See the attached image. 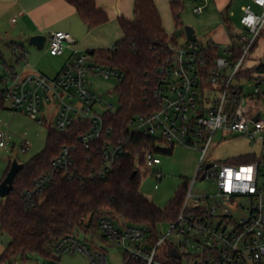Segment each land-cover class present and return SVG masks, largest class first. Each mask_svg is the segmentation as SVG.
Returning a JSON list of instances; mask_svg holds the SVG:
<instances>
[{"label":"built area","instance_id":"built-area-1","mask_svg":"<svg viewBox=\"0 0 264 264\" xmlns=\"http://www.w3.org/2000/svg\"><path fill=\"white\" fill-rule=\"evenodd\" d=\"M252 1L242 8L240 22L244 30L237 34L238 40L228 45L214 62L208 63L199 40L186 39L170 44L171 55L157 67L156 106L148 113L138 114L130 123L131 129L168 144L196 148L201 152L200 162L177 217L168 221L164 234L157 226L156 241L145 227L127 225L110 216L99 220L101 236L125 246L123 264H264V153L252 154L254 158L248 162L206 161L218 130L247 134L262 143L264 152V74L248 78L254 81V88L247 95L237 77L247 68V58L264 30V0ZM253 5L260 9L257 11ZM203 9L204 5H198L194 12L202 13ZM234 46L241 48L236 60L231 58ZM67 48L72 49V56L55 77L23 69L5 70L0 73V89L10 108H24L39 123L47 122L45 110L54 103L55 129L59 131L76 120L91 121L92 128L81 135L80 141L88 149L96 145L104 166L97 174L104 175L123 148L103 139L112 131L111 126H105L103 116L112 104L97 111V102L103 103L104 99L89 87L88 77L93 74L114 78L119 83L124 74L119 68L94 61L88 52H80L70 32H52L49 53L61 55ZM8 144L9 136L0 130V148H8ZM30 144L28 139L24 140L21 151H30ZM75 150V145H65L51 167L26 190L24 199L28 207L35 204L37 196L58 175L70 178L76 173ZM144 162L147 168H155L158 179L162 177V171L156 168L161 163L158 152L148 149ZM203 174L204 179L211 178L217 184L214 193H193L195 180ZM241 197L248 198V206L241 204ZM232 206L243 208L244 215L236 217ZM80 234L73 232L62 237L56 244V253L81 251L88 255L90 264H108L106 253L102 249L94 251L87 237L82 240Z\"/></svg>","mask_w":264,"mask_h":264},{"label":"trees","instance_id":"trees-1","mask_svg":"<svg viewBox=\"0 0 264 264\" xmlns=\"http://www.w3.org/2000/svg\"><path fill=\"white\" fill-rule=\"evenodd\" d=\"M67 1L76 8L88 29L109 21V15L97 6L96 0ZM182 8L180 2H171L177 28L185 35L184 25L180 21ZM118 21L123 37L111 47L93 48L87 52L94 61L119 68L124 74L114 88L118 95V108L108 109L103 114L105 126L112 127L111 133L103 139L121 146L123 153L113 161L104 175L97 174L104 166L96 145L88 149L80 141L81 135L90 130L93 123L76 120L64 131L50 126L46 148L28 162L22 163L23 167L14 179L13 189L0 201V229L11 238L0 255V262L12 264L17 256L25 258L27 253H39L55 262L60 255L56 253L55 247L62 237L83 232L94 238L98 222L103 216H110L127 225L145 227L150 238L156 241L158 224L175 219L181 209L189 181L183 183L165 207L158 206L140 189L142 173L152 170L145 166L144 153L148 149L172 153L174 144L134 131L130 125L138 114L148 113L156 106L154 92L159 83L157 67L171 55L170 44L176 45L178 38L164 28L154 0H135L134 19L119 16ZM6 47L14 55L16 64L25 60L27 52L21 43H7ZM202 50L206 53L208 63L221 55L219 46L213 42L202 44ZM231 50V58L236 60L241 48L234 46ZM0 62L6 70H17L6 61L1 48ZM256 73H264V63L242 69L237 77L250 78ZM6 104L0 89V108L6 107ZM160 143L165 147L159 148ZM65 145L76 146V173L70 178L58 175L53 184L37 196L35 204L28 207L24 193L51 167L52 161ZM253 158L254 155L247 154L232 161L248 162ZM142 168H145V172Z\"/></svg>","mask_w":264,"mask_h":264},{"label":"rangeland","instance_id":"rangeland-1","mask_svg":"<svg viewBox=\"0 0 264 264\" xmlns=\"http://www.w3.org/2000/svg\"><path fill=\"white\" fill-rule=\"evenodd\" d=\"M242 3L243 0H233L231 6L233 11V14H231L232 28L228 26L223 27L220 22L208 28L202 23L199 24L200 15L189 9L188 15L185 14L184 17H187L190 21H194L196 25L199 24V26H197L198 28H196V33L199 42L202 44L207 43L214 31L220 30L221 35L218 36L215 42L219 44H217L219 46V53L222 54L226 48L223 43L226 41V38L229 37V40L236 41L238 40L237 34L244 30L240 22ZM256 10L258 11V8H256ZM188 20L185 25L188 24ZM188 25L194 26L192 22ZM172 31L177 36L179 42L185 41L184 34H182L180 29L175 28ZM20 43L27 52L25 60L20 64H16L11 51L0 43V48L9 64L14 65L17 70L24 68L27 62L28 67L32 69L36 67L40 68V65H44L47 68L45 71L46 74L54 76L57 73L58 66L55 64L54 55L49 53L48 46L39 49L36 45L29 43V41ZM66 51L70 53L69 49H66L65 52ZM80 52H87V50H80ZM252 54L253 52L249 54L246 63L252 61ZM262 61L264 62V57ZM5 70L6 69L0 62V73L3 74ZM88 78L89 87L95 91L100 98L104 99L103 103L97 102L95 106L97 111L102 112V110L106 109L108 103L112 104V110H116L119 106L118 95L114 90L117 81L114 78L106 79L102 76L93 74H90ZM238 80L243 86V93L245 95L253 92L254 81L244 77ZM1 86L2 84L0 83V87ZM262 88L264 89V83L262 84ZM50 105L51 106L47 107L45 110V114L48 115L46 123H39V121L28 114L24 108L16 110L10 108L8 105L4 108H0V130L4 131L9 136L8 148H0V181L4 179L11 161L17 160L21 164L26 163L33 156L41 153L46 148L50 126L55 128L56 106L54 103ZM26 139L30 141L32 148L28 152H22L21 146ZM159 145L162 148L165 147V145ZM254 153L258 156L264 153L262 150V143L259 140L250 138L247 134H237L232 131L218 130L214 135L213 142L206 156V161L227 162L239 156ZM159 155L161 157V163L158 164L156 168L162 171V177L160 179L157 178L155 168H152V170H149L147 173H142L140 189L144 195L153 200L158 206L165 207L175 197L185 181H190L191 183L194 180L200 162L201 152L190 146L175 144L172 153L160 152ZM142 170L145 172V168H142ZM156 184L158 188L155 187ZM192 190L193 193H214L217 190V184L211 178L200 179V177H198L193 184ZM2 199L3 197L0 196V201ZM240 200L242 205H249L247 197H241ZM231 210H233L236 217H241L245 213L243 208L237 209L234 206H232ZM158 229L161 233H166L168 222L160 223ZM80 235L82 240L88 237L86 240H88L89 246L94 251L102 249L106 253L108 264L124 263V256L126 254L124 245L102 238L98 229L95 230V235L92 239L90 238L93 236L90 237V235H85L83 232H81ZM10 239V236L0 229V253H2V249L6 247ZM58 256L59 259L57 261L51 262L39 253H27L25 258L21 255L17 256L13 259L12 264H90L88 255L81 251L76 253L63 252ZM0 264L10 263L4 261L0 262Z\"/></svg>","mask_w":264,"mask_h":264},{"label":"crops","instance_id":"crops-1","mask_svg":"<svg viewBox=\"0 0 264 264\" xmlns=\"http://www.w3.org/2000/svg\"><path fill=\"white\" fill-rule=\"evenodd\" d=\"M172 1L174 0H154L160 11L162 24L171 35L174 34L172 30L177 28L174 15L171 10ZM176 1L180 2L183 7L180 12V21L184 26L188 20L187 17H184L185 14L188 15V9L194 12L195 6L204 5L202 13L194 12L200 15V20L198 21L199 24L202 23L204 26L210 28L214 26L215 23L220 22L223 27L228 26L232 28L231 14H233V11L231 6L233 4V0ZM252 3V0H243L241 8H243L246 4ZM96 4L109 15V21L92 29H88L76 8L67 0H0V43L6 47L7 43L29 41L31 36L42 34L47 36L44 45L45 47L49 46V37L52 32L63 30L70 32L73 35L76 40V47L79 51L93 48L111 47L123 37L118 17L123 16L127 19H134L135 0H96ZM253 7L254 9H260L256 5H253ZM241 11L243 13V9H241ZM191 22L194 24L195 27H193L196 31L199 24L197 23L198 25H196L194 21L188 20V24ZM220 35V30L214 31L212 33V37L207 41V43L213 42L217 45L218 43L215 42V40L217 41L218 36ZM184 37L186 41V35H184ZM233 42V40L231 41L229 40V37H227L226 41L223 43L225 44V47H227ZM67 49H69L70 53H67L66 51L61 55H54L55 64L58 66V71L54 76L46 74L45 71L47 68L44 65H40V68L36 67L34 70L28 67L27 62L22 69L25 72L37 71L49 77H55L60 72L66 61L72 56V49ZM263 57L264 36L259 39L257 47L254 49L252 54V61L247 62L246 67L250 68L260 63H264L262 61ZM4 249L5 247L2 250L4 251ZM1 254L2 253H0V255Z\"/></svg>","mask_w":264,"mask_h":264},{"label":"water","instance_id":"water-1","mask_svg":"<svg viewBox=\"0 0 264 264\" xmlns=\"http://www.w3.org/2000/svg\"><path fill=\"white\" fill-rule=\"evenodd\" d=\"M185 35L188 40L198 41V36L195 31V28L192 25L184 26ZM47 36L42 34L33 35L29 38V43L36 45L39 49H42L45 45ZM210 164H208L209 166ZM207 166V167H208ZM23 167V164L19 163L17 160L13 161L12 166L10 167L5 178L0 181V196L5 198L9 195L14 186V179L18 171ZM205 178V174L201 176V179ZM172 253H175V250H172Z\"/></svg>","mask_w":264,"mask_h":264}]
</instances>
